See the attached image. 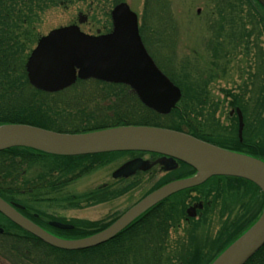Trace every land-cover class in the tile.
Instances as JSON below:
<instances>
[{
    "label": "trees",
    "instance_id": "16d2710c",
    "mask_svg": "<svg viewBox=\"0 0 264 264\" xmlns=\"http://www.w3.org/2000/svg\"><path fill=\"white\" fill-rule=\"evenodd\" d=\"M71 1L73 0H0V122L24 123L46 130L64 133H82L116 126H157L176 131H184L200 138L201 140L207 141L208 139L206 140L203 135L199 134V132H202L203 129L206 128V124L201 121L206 117H204V112L216 109L218 104L216 106L213 101L202 99L201 96H197V98L194 99L191 96L189 97L185 91L189 82L187 85L182 84L180 81H177L171 72L166 70H163L164 73L181 88L183 93L177 105L167 115H160L145 107L133 95L128 94L127 90L123 89L121 85L92 81L94 87L100 88L103 92L106 91V94L97 99V105L95 107L100 111L96 114H92V116L85 114L84 111H79L82 120L78 126L63 130L53 126L54 121H51V119L44 115L45 111L43 107L46 104L43 99L44 93L34 89L33 94L22 96V89L25 87L27 88L25 81V63L29 55V45L34 37L33 33H31L33 32L34 24L38 21L39 16L48 8L56 7L64 2ZM92 1H96L98 5H101V9L105 15L109 17V12L105 10V7H113L123 0ZM216 3V12L218 14L217 21L215 22L217 24H215V26H217L215 27L216 30L220 32V34L226 31V35L229 34V40L237 48L241 45L245 46L243 47V55H245L246 58L250 57L251 50L256 51V54L253 53V56L256 55V58H253V62L256 63V70L254 73H249V77L251 79V88H253L252 92L255 90L258 96L256 102H259V108L263 110L264 48L262 49V47H259L258 36H261V34L264 33V8L257 2V0H216ZM245 7H247V10L244 9ZM245 16H247L246 20L248 21V24L245 23L243 19ZM108 25L110 27V24ZM145 26H147L146 21H144L140 27V33L144 42L145 37H143L142 31L145 30ZM109 27L107 26V28ZM212 55L214 58L217 57L216 50H214ZM222 55L227 58L225 59L226 62L224 63L222 61V64L217 63V66L215 62L212 66L218 68L219 70L217 69V71L227 73L229 70L230 55H225V53H222ZM243 73H245V71ZM184 77L187 78L188 75L186 74ZM85 82L89 81H80L77 85L85 84ZM240 88L241 86H239L238 89L240 90ZM69 89H66V91ZM245 90L246 86L242 85L240 90L242 91V94ZM119 91H121V93ZM202 92L203 91L200 89L197 93L200 94ZM226 92L227 95H232L229 90ZM124 96H126V98H123ZM240 97L241 95H239V93L236 94V96L233 95V99H231L228 104L230 107L237 106L243 111L245 105L242 102L243 100L239 99ZM127 102H129V105ZM164 116L173 117V119L177 120V124L179 125L175 127L159 123L157 120H160V118ZM144 117L148 119L146 120ZM149 118H152L153 120L155 119L154 122L148 121ZM192 122H194L196 126L192 124ZM49 123H52V126L49 125ZM236 142L238 143V147L235 148V151L256 158H264V151L245 147L244 141L240 142L238 139ZM28 151L29 150L26 148L15 147L0 152V195L6 199L16 200L21 203L22 201L28 202L29 196H32L29 192L27 182L28 168L32 165V163H29L26 159ZM40 153H42L40 156L45 158H37L36 156L33 161V166L42 174L41 179L46 178L47 176L49 177L47 189L51 188V190L59 188L60 183L61 185L64 183L67 185L78 177L101 167L104 164V159L112 154L98 153L80 156H57L44 152ZM45 159L55 161L46 165V163L43 162ZM189 168L191 169V173L194 172L190 166ZM226 178L241 183V186L236 187V193H238L239 190H242V185L243 187L244 185H247L256 189L259 197H262L263 199L261 191L252 182L235 177ZM62 179H64V181H60ZM207 182H205V184ZM197 187L193 188L195 189ZM42 198L46 199L43 195ZM75 198H77V196L70 197L66 195L62 197V201L71 202V200H74ZM167 202L168 201L165 200L162 203L156 204L134 221L137 222V224L143 222L156 223L157 228L130 230L131 225H129L114 238L84 250H62L49 246L37 239H34V243H27V240L19 243L11 242L8 241L7 238H26L29 237L30 234L22 230H9V232L6 230L4 234H0V256L9 261L10 264L154 263L156 258L153 259V257L159 258L160 256H155L154 252L149 254V256H144L146 255L145 246L139 242H141V239L143 238L156 237L157 232L160 231L163 232L164 237L167 236V234L165 235L167 229H165L166 227L164 225L174 216V214H177L178 206H181L178 204H168ZM262 208V202L260 201L259 214L261 213ZM259 214L257 215L259 216ZM257 217L254 218V220L252 218L250 219L253 220L252 223ZM246 227L247 225H243L242 227L236 225L232 230V227L229 228L228 226L227 234H231L228 239L226 237L227 244L223 249L239 237L248 228ZM93 230V232L96 231L95 229ZM62 232L70 236L81 237L89 234L90 231L81 230ZM197 233L199 234V232ZM197 233L190 235L194 246V252L197 250V258L195 256L196 260H198L200 249L203 247L200 245L197 246ZM134 255L143 256L145 261L142 260V258H139V262L132 260ZM213 258L208 260L207 264H209ZM200 260L201 259L198 261ZM245 264H264V245L256 251Z\"/></svg>",
    "mask_w": 264,
    "mask_h": 264
},
{
    "label": "water",
    "instance_id": "95a60500",
    "mask_svg": "<svg viewBox=\"0 0 264 264\" xmlns=\"http://www.w3.org/2000/svg\"><path fill=\"white\" fill-rule=\"evenodd\" d=\"M264 8V0H257ZM112 29L91 35L77 23L61 26L41 36L26 61L29 82L37 89L55 92L78 79L94 78L130 86L140 101L160 114H168L180 99V89L164 75L146 51L139 35L138 18L127 3L111 10ZM238 137L243 120L239 108ZM25 147L58 156L109 152H152L195 170L191 176L172 180L153 190L103 230L79 239H61L47 233L20 215L0 197V212L44 243L62 250H84L102 244L124 230L139 216L167 197L205 182L212 176L248 180L264 196V160L226 150L183 132L153 126H117L86 133H59L25 124L0 126V151ZM146 161L133 159L117 168L113 178L128 177L147 169ZM62 229L69 225L53 223ZM2 229L0 228V233ZM264 245V207L257 220L210 264H245Z\"/></svg>",
    "mask_w": 264,
    "mask_h": 264
},
{
    "label": "rangeland",
    "instance_id": "374dc122",
    "mask_svg": "<svg viewBox=\"0 0 264 264\" xmlns=\"http://www.w3.org/2000/svg\"><path fill=\"white\" fill-rule=\"evenodd\" d=\"M122 2H126L130 9L137 14L139 30L142 23L146 21L147 26H145V30L142 31L145 42L143 39L142 41L147 48V52L152 56L157 66H159L162 71L166 70L171 72L177 81H180L182 84L187 85L190 78L199 79L202 76L208 77L206 71H209V64L215 62L216 66L217 63L222 64V60H224L222 53L230 55V58L228 57L229 70L224 77L226 82L222 80L216 81L215 85L212 86L213 89L210 88L211 96H213L212 99L215 101L214 103L216 106L218 104L216 109L227 115L228 111L233 108L228 104L231 98H223L222 100V89L219 87H223V82H225L224 87L229 89V91L232 90L233 95L236 96V94L239 93V95H241L239 99L243 100L242 102L245 105L243 111L239 109L244 114L246 125L242 131L241 139H239L237 136V123L232 126L227 123V127H225L220 117H218L220 126H209L206 123L207 125H205L206 128L203 129L202 135L203 137H209L208 139L211 140H219L227 145L232 143L229 139H234L235 141L238 139L240 142L244 141L245 147L264 151V109L261 110L258 105L259 102H256L258 96L255 90L252 92L253 88H251V79L249 77V73H254L256 70V63L253 62V58H256V55L253 56V53L256 54V51L251 50L250 57L246 58V56L243 55V47L245 46L241 45L237 48L229 40L230 37L228 38L229 34L226 35V31L220 34V32L216 30L215 27L217 26H215V22L218 18L216 0H123ZM244 9L247 10V7ZM105 10L109 12V17L103 12L101 5H98L96 1L92 0H73L71 2H64L56 7L48 8L39 16L38 21L34 24L33 32H31L34 37L29 45L28 54H30V51L35 47L37 40L41 36L48 34L55 28L77 23L79 14L86 16V20L79 24L82 32L91 35L109 32L112 28V21L110 18L112 7L107 6ZM243 19L245 23L248 24L246 20L247 16ZM108 24H110V27ZM107 26L109 28H107ZM258 45L262 47V49L264 48V33L258 36ZM214 50L217 52V57L215 58L212 55ZM239 52H241L240 54L242 57L237 54ZM193 62L196 63L195 67L192 64ZM197 63H199L200 66H197ZM192 68H196V70ZM217 69L218 68H216V70ZM244 71L245 73H243ZM186 74L188 75L187 78L184 77ZM191 82L192 81H190V83ZM242 85L246 86V90L243 94L242 91H240ZM239 86H241L240 90L238 89ZM185 91L190 97L191 88L189 84ZM119 92L121 93V91ZM104 94H106V91L103 92L100 88L94 87L93 82L89 81L85 82V84L74 86L66 92H61L60 95L43 96L44 102H46L44 107L42 106L45 111L44 115L51 119V121H54L53 126L59 129L64 130L77 127L82 120L79 111H84L85 114L91 116L92 114L98 113L100 110L95 107L97 105V99ZM123 98H126V96ZM263 98L264 96L262 99ZM217 99L221 102L217 103ZM127 104L129 105V102H127ZM145 119L147 120L148 118ZM154 120L149 118L148 121L154 122ZM157 121L175 127L179 125L177 124V120L170 116L161 117L160 120ZM51 124L52 123H49V125ZM230 135L232 137H230ZM225 137L228 139H225ZM133 156L135 155L132 152H114L104 159V164L101 167L78 177L76 181L66 186L62 194H66L70 197L77 196V198L71 200V202L62 201V206L68 207L71 205L70 207H75L65 211L62 215L67 216L68 219L83 217L80 221L81 226L83 229H88L87 231H90V234L94 231L92 230L93 227L101 226L102 228L105 225L104 223L120 215V213L129 206L140 200L149 190L158 186L161 176L154 174L138 175L133 181L111 185L112 182H114L111 177L112 172ZM53 161L55 160L45 159L43 162L48 165ZM179 170L173 174L163 175V180L168 179L172 175L180 176L182 174H191V169L188 167H183L182 170ZM212 178L213 176L208 178L205 182ZM106 182H108L110 186L108 190H102L101 187ZM205 182L202 184H205ZM252 190L250 186L244 185L243 187L242 185V190H239L238 193L232 192L234 196L236 195V200L239 201L242 207L248 204V215H250V204L254 203V197H252V195L255 194L254 190L253 192ZM227 193L230 194V192ZM260 201L263 206L264 198H260L258 194V214ZM254 214L255 210L251 216L253 220L258 216ZM242 217L245 216L242 215ZM253 220H244L243 225L249 227ZM229 225L230 223L227 224L225 229H227ZM212 226V228L205 230L201 229L199 231L198 238L196 239L197 246H203L205 244L216 245L217 243L219 245L226 241L223 239L224 235L218 239L210 238L213 231L218 228V225ZM220 227L221 224L219 225V228ZM208 232H210V235ZM182 233L183 231L180 229L170 234L169 238L184 240L186 237L183 236ZM230 234L231 233L227 234V239ZM188 241L192 242L191 237L188 238ZM208 253L210 252L208 251ZM167 256H169L170 259L169 257L165 260L163 259L162 264H182L179 261H175L171 254H167ZM194 256L197 258V250L194 252ZM133 257L132 260L134 261L139 262L141 258L145 261L143 256L134 255ZM195 260L193 262L194 264H207L209 256L206 255L205 258L200 261ZM0 264H10V262L0 256Z\"/></svg>",
    "mask_w": 264,
    "mask_h": 264
},
{
    "label": "flooded vegetation",
    "instance_id": "af4514ba",
    "mask_svg": "<svg viewBox=\"0 0 264 264\" xmlns=\"http://www.w3.org/2000/svg\"><path fill=\"white\" fill-rule=\"evenodd\" d=\"M240 53L241 52H239L238 54L240 57H242ZM225 59H226V57H224V60H222L224 63L226 62ZM192 64L195 67L196 63L193 62ZM197 66H200L199 63H197ZM209 66H210L209 71H206L207 72L206 75H209L208 77H201L199 79H197V78H195V79L190 78L189 79V86L191 88V97L193 99L197 98V96H201L202 99H209V100L215 102L212 99L213 96H211L210 88H212V86L215 85L216 81L222 80V81L226 82V79L224 78L226 75L225 72L223 73L222 71H217L216 68H214V66H212V64H209ZM192 69L196 70V68H192ZM203 73H205V72H203ZM210 75H212V76H210ZM194 76H196V75H194ZM25 81L27 84V88L25 87L24 89H22L23 90V91H21V92H23L22 96H29V94H33L34 89L44 93L43 94L44 96H50V95H54V94L60 95L59 92L66 91V89H69V88H72L73 86H76L77 83L80 81H91L92 82V81H99V80L76 79L73 84H71L70 86H68V87H66V88H64L58 92H46V91L35 88L29 82L28 77H27V73H26V80ZM190 81H192V82L190 83ZM100 82H102V81H100ZM197 82H198V84H197ZM225 82H223L224 83L223 87L225 86ZM104 83H106V82H104ZM173 83L176 86H178L175 82H173ZM111 84H114V83H111ZM116 85H121L123 89L127 90L128 94L133 95L136 99H138L140 101L136 92L130 86H128L126 84H116ZM223 87H219L220 89H222L221 90L222 100H223V98L227 99L228 97L233 99V93H232L233 91L232 90L230 91L232 95H227L226 91L229 89H227L225 87L223 88ZM198 88H200L203 92L198 94L197 92L200 91V89H198ZM214 99H216V98H214ZM216 101H217V103L221 102L218 99ZM237 108L238 107L235 106L232 109H230L228 111L227 115L225 113H222V111H219L217 109H212L210 111L204 112V115L206 113V115H205L206 117L204 116L205 119H203L201 122H203L204 124L207 123L209 126H214V127L217 126L218 127V126H220V123L218 122V117H220V119L223 122L225 127H227V125H226L227 123H229L230 126L237 123V128H238V114L236 112ZM218 113H219V115H218ZM241 114H242V120H243V130H244V126L246 125V122L244 121V114L242 111H241ZM8 124H24V123L0 122V126L1 125H8ZM192 124H194V122H192ZM25 125H28V124H25ZM194 125L196 126V124H194ZM230 126H229V128H230ZM180 132L188 134L187 132H184V131H180ZM199 134L202 135V132H199ZM237 136H238V133H237ZM194 137H196V136H194ZM230 137H232V136L230 135ZM196 138H198V137H196ZM204 138H206V140H207L209 137L206 136ZM225 139H228V138L225 137ZM229 141L232 142L229 145H227L226 143H222L221 141L216 140V139H212V140L208 139L206 142H209L213 145H216V146H219V147H222L225 149L235 151L236 150L235 148L238 147V143L234 139L233 140L229 139ZM13 148H15V147H13ZM19 148H25V147H19ZM9 149H11V148H9ZM9 149H7V150H9ZM26 149L29 150L27 152L26 159L29 163H32V165L28 168V172H27V182H28L29 192L32 194V196H29L28 202L22 201L26 205L23 204L22 202L20 203L19 201H16V200H12V199H8V198L6 199L5 197H3L1 195H0V197L4 201L9 203L20 215H22L24 218L28 219L30 222L37 225L41 229L45 230L47 233L51 234L52 236H55V237L61 238V239H79V238H83V237L95 234V233L99 232L100 230L106 228L111 223H113L126 210H128L131 206H133L135 203H137L139 201L138 200L133 205L129 206L122 213H120V215H117V216L111 218L110 220H108L106 223H104L105 225L102 228H101V226H99L100 228L98 226L93 227V229H97L93 233H90V234H87V235L81 236V237L80 236L75 237V236L67 235L62 231H81V230L87 231L88 230V229H83V227L81 226L80 221H81V219H83V217H76V218L68 219L67 216L62 215V214H64L65 211L75 208V207H70L71 205L68 207L62 206V197L66 195V194L63 195L62 192L66 186H68L72 182L76 181L77 179L68 183L67 185L65 183L61 185V183H60L59 184L60 187L55 189V190L54 189L51 190V188L47 189L49 177L47 176L46 178L41 179L42 174L39 173V171L33 166V161L35 160L36 156H37V158L39 157L42 159L45 157L40 156V155H42V153H40V151L30 149V148H26ZM3 151H5V150H3ZM129 153H131V152H129ZM132 153H134L135 156H133L131 159L126 160L125 162H123V164L130 161V160L139 158V159H142L143 161H146L147 165H149V167L147 169H144V170L139 169L128 177L113 178L112 174H111V177L114 181V182H112L111 185H116L120 182L133 181V180H135V177H137L138 175H142V174L143 175L144 174L160 175L161 179H159L160 180L159 185L156 186L155 188H152L151 190H149L144 195V196H146L147 194H149L153 190L157 189L158 187H160V186H162V185H164V184H166L172 180L185 178V177H188V176H191L192 174H194V172H192L191 174H188V175H184V174H182L180 176L172 175L168 179L163 180V177H162L163 175L166 176L168 174H173L176 171H178L179 169L182 170L183 167L189 168V166L187 164L181 162V161L175 160V164H176L175 168H169L168 169V167H170L171 164H173V163L171 161H169L167 157H165L161 154L152 153V152H132ZM263 160H264V158H263ZM219 177H221V178H219ZM226 177L227 176H213V178L211 180H209L206 185L204 184L205 186H203V184H201L200 186H198L195 189L190 188L191 190L187 189V190L177 192V193L167 197L166 199H164L160 202V203H162L163 201L167 200L168 204H174V205L178 204L181 206H178L177 214H174V216L164 225L166 227L165 229H167V232L165 233V235L167 234V236L164 237L163 232L160 231V232H157V234H156L157 236L154 238L149 237V238L141 239L140 243L145 246L146 255H144V256H149V254H152V252H154L155 256H160L159 258L153 257V259L156 258V260H154L155 261L154 263L150 262V264H162L163 259L165 260L166 258L169 257V256H167V254H171L174 257L175 261H179L182 264H192L195 260V256H194V246H193L192 242L188 241V238L190 237L191 234L197 233L201 229L205 230V229L212 228L213 227L212 225H215V226L218 225V228L215 231H213L212 235H210V232H208L210 235V238L211 239H218L219 237H222V235H224L223 239L225 241L226 237H227V231H228V229H225V227H227L228 223H230L229 228L232 227V230H233L236 225L243 226L244 220L245 221L250 220L254 210H255V214L257 216V214H258V205H257L258 191L251 187L254 190L255 195H252V197H254V203L250 204V215H248V213H249V211L247 210L248 204H246L245 206L242 207V205L239 204V201L236 200V195L234 196L232 194V192L236 193V187L241 186V183L239 181H234L233 179H227ZM60 181H64V179H62ZM109 186H110V184H108V182H106L105 184L102 185L101 188H102V190H108ZM253 190H252V192H253ZM227 192H230V194H228ZM36 195H39V196H36ZM42 195L46 199H43ZM143 197H141V199ZM245 198H246V196H245ZM180 203H182V204H180ZM242 215L245 217H242ZM53 223H59L61 225L62 224L69 225L70 228L62 229V227H58V226L54 225ZM236 223H238V224H236ZM220 224H221V227L219 228ZM130 225H131L130 230H145V229H152L154 227L157 228L156 223L143 222V223L137 224V222H132ZM160 226H161V224H160ZM0 228L2 229V232L0 234H4L6 230L8 232H9V230H12V231L22 230V231L28 233L27 231L23 230L18 225H16L14 222H12L8 217H6L1 212H0ZM98 228H99V230H98ZM180 229H182V231H183L182 235L185 236L186 239L181 240L179 238L178 239H170L169 238L170 234H172L175 231H178ZM191 231H193V232H191ZM224 233H226V234H224ZM28 234H30V233H28ZM195 236H196V234H195ZM34 239H37L38 241L43 242L42 240H40L39 238L35 237L32 234H30V236L26 237V238L25 237H20L19 239L7 238L8 241H11V242L13 241L15 243L25 242V240H27V243H34ZM226 242L227 241L222 242L219 245H218V243L216 245H212V244L203 245L202 249H200V253H199L200 255L198 257V260L205 258L206 255L209 256V260L212 259L213 257L216 258L224 250L223 248L227 244ZM207 250L210 253H208ZM214 258H213V260H214ZM169 259H170V257H169Z\"/></svg>",
    "mask_w": 264,
    "mask_h": 264
}]
</instances>
